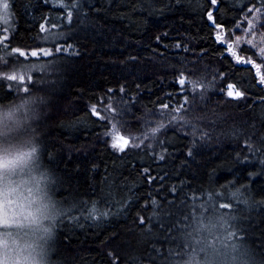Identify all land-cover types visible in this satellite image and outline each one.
Segmentation results:
<instances>
[{
	"label": "trees",
	"instance_id": "obj_1",
	"mask_svg": "<svg viewBox=\"0 0 264 264\" xmlns=\"http://www.w3.org/2000/svg\"><path fill=\"white\" fill-rule=\"evenodd\" d=\"M251 7L264 0H11L0 72L21 59L5 53L57 63L43 88L37 72L15 95L0 79V104L36 101L42 166L70 209L56 264H204L214 217L264 264V83L255 52L216 32L230 40ZM47 26L66 37L43 41Z\"/></svg>",
	"mask_w": 264,
	"mask_h": 264
},
{
	"label": "clouds",
	"instance_id": "obj_2",
	"mask_svg": "<svg viewBox=\"0 0 264 264\" xmlns=\"http://www.w3.org/2000/svg\"><path fill=\"white\" fill-rule=\"evenodd\" d=\"M14 114H0V264H53L49 241L61 212L50 193L52 173L42 166L33 139L6 140ZM224 221L212 218L204 231L213 239L206 264H249L228 239Z\"/></svg>",
	"mask_w": 264,
	"mask_h": 264
},
{
	"label": "rangeland",
	"instance_id": "obj_3",
	"mask_svg": "<svg viewBox=\"0 0 264 264\" xmlns=\"http://www.w3.org/2000/svg\"><path fill=\"white\" fill-rule=\"evenodd\" d=\"M3 0H0V3H2ZM7 3L9 5L8 8V16L7 20L4 19L3 11L0 10V24H11L10 20V6H11V0H7ZM51 27H46L43 32V41H56L54 39H63L66 37V32L61 27H56L54 30ZM52 30V31H51ZM217 35L220 40L227 41V44L230 45V50H236V52L240 53V49L243 46L248 47L249 49L253 50L256 54L254 58H252L255 65H258L260 68L259 73L262 76H264V8L263 7H251L247 10V12L243 15L242 20L233 28L231 31V39L228 40V37L223 33L221 29H218ZM35 52L37 55L33 56L32 53ZM47 53V54H45ZM48 49L43 50H34L29 53L31 58H25L22 54L16 53H5V56H20V62H14L13 68L7 70V72H0V79L5 80L8 79L9 82L13 83L17 86L15 87V92L13 95L17 94L19 90H24L22 85L24 86L28 80H29V74L32 75L37 72L41 73L38 75L37 85L39 88H43L47 84V80L50 79L51 74L56 73L57 69H54L53 66L57 65L55 61L52 60H35L36 57L40 56L41 54L49 55ZM33 56V57H32ZM24 58V59H23ZM7 87V86H6ZM10 88V87H9ZM35 100H29V101H17L16 103H13L11 105H3L0 104V114H7L11 113L14 114L15 119L11 122L10 125L6 124V127H10L11 131H9L8 136L5 138L6 140H27V139H33L36 143H38V140L35 138L33 131L35 130L36 120H38V108L34 106ZM41 104H45L44 100L41 98V102H38ZM116 137H122L123 139L118 141L119 143H123V140H125V136L118 130L117 127H113L110 131V142L111 144L115 142ZM42 160V157H41ZM53 199L57 202V206L60 209V216L56 220V227L58 223L62 221V218L70 212V209L67 207H64V205L59 204L57 199L54 197V194L52 192V184L50 186V193H49ZM70 215V214H69ZM224 225H227L226 220H223ZM233 228V226L231 227ZM234 229V228H233ZM229 228L227 227V232ZM233 233V232H232ZM208 239L207 242L204 244V249L206 252V248L210 246L213 243V239L207 235L206 237ZM230 240V238L228 237ZM231 241V240H230ZM236 244L244 251L245 255L247 256V259L249 261V264H255L254 259L252 258L251 254L247 250L246 246L240 242L236 241ZM49 248L52 250L51 260L53 258V255L55 254L54 247L52 240L49 241ZM204 264H206V261L209 259L208 254L206 252V257L204 258ZM53 264H56V261H53Z\"/></svg>",
	"mask_w": 264,
	"mask_h": 264
},
{
	"label": "snow or ice",
	"instance_id": "obj_4",
	"mask_svg": "<svg viewBox=\"0 0 264 264\" xmlns=\"http://www.w3.org/2000/svg\"><path fill=\"white\" fill-rule=\"evenodd\" d=\"M8 8H9V5L7 3V0H3V2L0 3V10L3 11L5 21L7 20V16H8ZM211 19H212V16H211V14H209V20H211ZM45 54H47V53H45ZM231 54L233 56H236V53L235 52H231ZM32 55L35 56L37 54L35 52H33ZM236 59H237L238 62H240V57L239 56H236ZM261 82L264 83V76L261 77ZM181 83H183V81H181ZM228 95L229 96H232L233 95V91H232V86L231 85L229 86ZM235 95L236 96H239L240 93L239 92H236ZM93 111H95V109H93ZM122 139H123L122 137H116L115 138V142L112 144V147L117 148L120 151H123L124 148L127 146L128 141L127 140H123V143H119L118 141H120ZM92 211L94 213L95 212V209H93Z\"/></svg>",
	"mask_w": 264,
	"mask_h": 264
}]
</instances>
